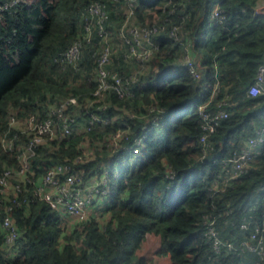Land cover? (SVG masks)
Instances as JSON below:
<instances>
[{"label":"trees","instance_id":"1","mask_svg":"<svg viewBox=\"0 0 264 264\" xmlns=\"http://www.w3.org/2000/svg\"><path fill=\"white\" fill-rule=\"evenodd\" d=\"M11 1L0 0V5ZM95 1L106 4L110 15L106 32L113 49L111 68L131 82L134 91L125 97L113 93L107 102H92L97 97L94 52L104 43L97 30L91 41L86 36L85 16ZM257 1L140 0L129 19L127 0H21L2 13L0 137L9 129L13 112L44 116L51 103L78 98L82 111L77 130L40 148L32 159L35 177L56 162L84 157L76 169L86 182L107 178L109 190L102 200L107 198L105 210L111 216L103 223L90 212L86 221L69 229L50 203L28 202L30 192L21 194L22 205L8 211L10 196L0 189V227L9 214L22 231L15 257H7L0 246V264H246V251L256 255L253 264H264V255L241 244L249 235L242 228L246 217L254 221L252 226H264V145L248 170L230 183L225 182L226 163L213 162L230 157L264 125V94H249L264 61V16L253 12ZM217 2L226 11L223 23L210 21ZM158 24L165 27L153 36L151 56H132L121 32L132 38L133 26ZM174 31H179L177 36ZM114 35L122 41L120 53L113 46ZM79 39L80 61H58L59 53ZM89 52L92 57L87 59ZM187 54L200 77L185 63ZM223 99L229 100L231 115L211 136L214 149L207 160L200 161L196 155L203 147L204 130L198 105L211 100L209 108L216 109ZM68 112L75 114V109ZM92 112L109 123L87 129ZM155 119L159 124L145 129ZM127 125L131 129L121 142L125 146L147 133L140 154L111 146L113 135ZM19 132L12 129L10 136ZM20 167L0 140V172ZM169 167L177 172L176 180L169 177ZM208 217L215 220L220 249L215 237L206 234Z\"/></svg>","mask_w":264,"mask_h":264},{"label":"built area","instance_id":"2","mask_svg":"<svg viewBox=\"0 0 264 264\" xmlns=\"http://www.w3.org/2000/svg\"><path fill=\"white\" fill-rule=\"evenodd\" d=\"M19 1L21 0H12L11 2L0 5V18L5 10ZM127 1L131 5L130 19L134 13L135 6L140 0ZM253 12L255 16H264V0L257 1ZM109 16L107 5L100 1L93 2L89 6L88 13L85 16V20L87 21L85 26L87 40L91 41L94 30H97L102 38H104L102 49H96L94 52L98 56L96 60L95 79L97 81V88L94 92L97 97L92 102H107V97L113 93H117L120 97H125L132 95L134 92L131 82H125V79L111 68L113 49L108 42L106 32V23ZM226 16V11L221 8L220 2L215 3L211 13V23L215 21L223 23ZM129 19H127L126 25L129 23ZM124 27L126 26L124 25ZM164 27V24L161 25V28L160 24L152 27L133 26L131 28L132 38L127 37L124 30L121 32V36L131 44V55L144 60L150 57L153 52L154 34L158 33ZM178 32L174 31L173 35L177 36ZM82 45L83 40H77L69 49L60 52L57 60L76 65L82 56ZM185 63L196 77L201 76L190 54H187ZM134 78L135 81L138 80V77ZM249 94L252 96L264 94V61L259 66L254 83L249 87ZM211 100L198 105V111L202 119V128L204 130L200 138L203 147L199 154L196 155V158L200 161L207 160L209 153L214 149L211 136L218 130L223 121L231 115V112L228 110V99L218 101L216 109L209 108ZM80 105L78 98L68 96L67 98L51 103L48 113L44 116L40 112L27 117H20L17 112H13L10 115V127L4 135H1L0 140L4 151L14 155L20 161L21 167L17 172L11 168L0 172V189L4 195L10 196L9 201L13 203L8 205V211H13L14 204L22 205L21 194L30 192L31 198L28 202L31 199L32 201H46L58 209L64 219H76L79 225L88 219L91 210L90 207L94 204L97 196L101 193H108L109 189H107V178L105 176L103 178L93 177L90 181L86 182L82 172L76 169L75 164L84 157H79L74 163L56 162L40 178L35 177L33 157L40 153L39 150L42 146L50 144L51 140L73 135L75 130H77L78 115L82 111ZM72 107L75 109V114H69L68 112ZM91 116L90 122L84 126L89 130L97 128L96 125L98 123H101L103 126L109 123L107 118H103L98 113L92 112ZM22 122L26 123V127L20 125ZM152 124L155 126L158 125L159 120H153L145 126V129L150 130V127L153 126ZM15 128H19L20 132L14 136H10V132ZM130 129L131 126L127 125V127L119 129L113 135L111 146L114 151H129L131 149L137 154L141 153L144 140L147 139V133L136 137L135 143L130 146H125L121 143L124 137L129 135ZM263 145L264 125L257 128L255 133L245 141L243 147L235 150L230 157L215 159L213 161L214 163L223 161L227 165L225 182L230 183L247 171L252 160L262 152ZM192 170H197V168L193 167ZM169 177L171 180H176L177 178V172L170 167ZM12 188L13 191L11 192ZM214 221V219L208 217L207 223H209V228L206 234L209 238L215 237V247L220 249L223 243H221L218 237V231ZM253 223L254 221L249 220V217H246L245 221H243L242 228L248 230L249 235L245 236L241 244L242 247L263 256L264 226L259 224L252 226ZM0 230L4 237L1 246L3 248L6 247L8 254L10 251L14 252V254L10 253L8 257H15L19 251V240L22 236V231L15 218L12 215H6L1 220ZM228 245L231 248L235 246L232 242H228Z\"/></svg>","mask_w":264,"mask_h":264},{"label":"rangeland","instance_id":"3","mask_svg":"<svg viewBox=\"0 0 264 264\" xmlns=\"http://www.w3.org/2000/svg\"><path fill=\"white\" fill-rule=\"evenodd\" d=\"M112 43H113V46L115 47V49H117L119 51V53H120V51H122L121 49H123L120 46V43H122V41L121 40L119 41V38L116 35H114V38H113V42ZM89 57H92V52H89V53L86 54V58L89 59ZM136 66L138 67V64H136ZM131 68H134V67H131ZM148 69H149V67H148ZM20 125L26 127V123L25 122L20 123ZM83 126H84V124H83ZM104 194H106V193H101L99 195L101 199H100V201H99L98 204H96V205H95V203L93 204V205H95V208L93 207L94 208L93 212L95 213L96 216H99L100 217V219H101V221L103 223H105L106 221H108V219L111 216V213H109V212H107L105 210L106 209L105 208V204L106 203L104 202V200H103V202L101 201L103 199V197H104ZM91 214H92V212H91ZM65 219H66V222H67V224L69 226V229H72L76 225H78V221L76 219H73V218H65ZM4 248L6 250V247H4ZM6 254H7V257H8V255H9L8 252ZM243 254H244L243 255L244 256V261H245L246 264H253L254 261L256 260V255H254V254H252L250 252H247L246 251Z\"/></svg>","mask_w":264,"mask_h":264},{"label":"crops","instance_id":"4","mask_svg":"<svg viewBox=\"0 0 264 264\" xmlns=\"http://www.w3.org/2000/svg\"><path fill=\"white\" fill-rule=\"evenodd\" d=\"M192 154H193V155H196L197 153H196V152H193ZM100 199H101L100 196H99V197L97 196V198H96V200H95V201H96L95 205L99 203ZM105 199H106V200H105ZM105 199H104V202L106 203V202H107V198H105ZM101 201L103 202V200H101ZM95 205H91V207H90V209H91L90 212H92V214H95V213L93 212V210H94V208H95ZM99 205H100V204H99ZM93 207H94V208H93ZM103 207H104V206H103ZM1 242H2V241L0 240V246H1ZM2 247H3V246H2ZM6 251H7V249H6ZM7 252H8V251H7ZM10 253H11V254H12V253L14 254L13 251H10ZM10 253H9V254H10Z\"/></svg>","mask_w":264,"mask_h":264}]
</instances>
